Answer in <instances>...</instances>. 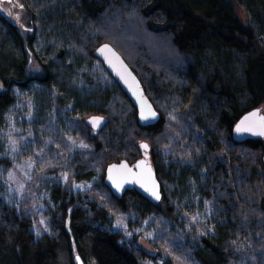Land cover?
Segmentation results:
<instances>
[{
	"label": "trees",
	"instance_id": "1",
	"mask_svg": "<svg viewBox=\"0 0 264 264\" xmlns=\"http://www.w3.org/2000/svg\"><path fill=\"white\" fill-rule=\"evenodd\" d=\"M21 1L33 22L27 39L0 12V264H77V255L86 264H142L150 254L125 243L113 215L176 225L195 210L206 218L204 232L171 244L179 258L163 264H178L183 253L195 264H251L264 249V140L236 143L233 128L264 106V0ZM104 43L141 80L160 114L153 126L138 124L131 101L93 56ZM29 50L40 65L32 75ZM17 93L33 102L30 148L53 144L37 166L96 179L82 192L49 184L40 212L48 231L38 237L32 215L1 194L2 170L11 165L2 129ZM94 115L106 119L99 131L87 123ZM67 138L83 148L71 153ZM144 141L161 183L158 204L135 191L116 198L104 184L108 165L134 163Z\"/></svg>",
	"mask_w": 264,
	"mask_h": 264
},
{
	"label": "rangeland",
	"instance_id": "2",
	"mask_svg": "<svg viewBox=\"0 0 264 264\" xmlns=\"http://www.w3.org/2000/svg\"><path fill=\"white\" fill-rule=\"evenodd\" d=\"M0 5L3 7H0V12L16 24L23 37L27 39L33 33V22L31 14L23 2L21 0H12L0 2ZM237 13L241 18H244V14L240 9H237ZM115 26L113 25L112 31L119 30ZM137 41L138 39H136ZM28 69L31 75L40 71V65L30 50ZM3 90L4 86L0 81V92ZM17 96V104L7 114L5 125L2 129L5 157L10 160L11 165L2 170L1 194L8 202L17 204L23 212L32 215L34 220L33 231L38 237L48 231V223L40 215V212L45 207V200L49 196L47 186L49 184L50 186L52 184H61L70 191L82 192L90 189L96 179L77 181L66 173L47 174L44 169H40L37 166L35 158L41 159L53 144L52 142L43 143L39 148L35 147L36 145L30 148V146H33L31 144L36 141L32 127V121L36 118L33 102L27 93H17ZM67 145L71 153L74 150L83 148V143L76 138H67ZM211 205V202L204 204L206 210H210ZM196 209L199 210L200 207L197 206ZM202 213H197L196 210L193 213H184L181 217V222L176 225L168 222L166 224L164 220L155 217L140 219L131 213H116L113 215V229L121 234L128 246L138 245L150 254L151 258H146L142 264H163V260H166L168 256H172L175 261L179 258L173 255L172 250L174 248L171 244L174 245V242L183 244L186 241L193 243L196 237L204 232L203 225L206 218L202 217ZM160 238L171 240V242H168L170 244L169 249L166 247L168 243L162 245L159 242ZM250 250L255 252L252 248ZM252 252H247L246 254L252 256ZM263 253L264 249L255 253L253 255L255 258L253 256L250 257L252 259L250 261L251 264H264ZM260 254L263 260L260 259ZM178 264L195 263L190 260L187 253H183Z\"/></svg>",
	"mask_w": 264,
	"mask_h": 264
},
{
	"label": "water",
	"instance_id": "3",
	"mask_svg": "<svg viewBox=\"0 0 264 264\" xmlns=\"http://www.w3.org/2000/svg\"><path fill=\"white\" fill-rule=\"evenodd\" d=\"M8 1L12 0H0V2ZM93 56L102 62L107 72L131 101L137 111L138 124L141 127L156 124L160 120L159 112L147 96L141 80L119 51L113 45L104 43L93 52ZM87 123L93 131H99L105 125L106 119L94 115L87 119ZM262 133H264V106L255 108L239 118L233 128V140L236 143L264 140ZM145 145L147 148L144 147ZM139 146L141 158L134 163L122 160L108 165L104 184L116 198H122L128 191H135L150 203L158 204L162 200L161 183L151 160V148L145 141ZM262 161L264 167V156ZM76 262L86 264L80 255L76 256Z\"/></svg>",
	"mask_w": 264,
	"mask_h": 264
},
{
	"label": "snow or ice",
	"instance_id": "4",
	"mask_svg": "<svg viewBox=\"0 0 264 264\" xmlns=\"http://www.w3.org/2000/svg\"><path fill=\"white\" fill-rule=\"evenodd\" d=\"M94 122H95V121H94ZM238 130H243V129H238ZM262 134H264V133H262ZM144 147L147 148V145H145ZM154 194H155V193H154Z\"/></svg>",
	"mask_w": 264,
	"mask_h": 264
},
{
	"label": "bare ground",
	"instance_id": "5",
	"mask_svg": "<svg viewBox=\"0 0 264 264\" xmlns=\"http://www.w3.org/2000/svg\"><path fill=\"white\" fill-rule=\"evenodd\" d=\"M1 8H3L1 5H0ZM263 159V158H262ZM263 162V161H262Z\"/></svg>",
	"mask_w": 264,
	"mask_h": 264
}]
</instances>
